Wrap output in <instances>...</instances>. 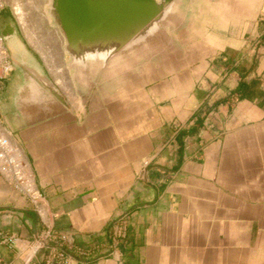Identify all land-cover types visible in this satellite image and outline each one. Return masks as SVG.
Listing matches in <instances>:
<instances>
[{"label":"crops","instance_id":"0c3cea01","mask_svg":"<svg viewBox=\"0 0 264 264\" xmlns=\"http://www.w3.org/2000/svg\"><path fill=\"white\" fill-rule=\"evenodd\" d=\"M155 2L66 12L61 72L0 28V128L44 198L0 171V264H264V0Z\"/></svg>","mask_w":264,"mask_h":264},{"label":"rangeland","instance_id":"374dc122","mask_svg":"<svg viewBox=\"0 0 264 264\" xmlns=\"http://www.w3.org/2000/svg\"><path fill=\"white\" fill-rule=\"evenodd\" d=\"M66 1L69 4L71 3V0ZM54 3V0H0V10L2 9L0 11V28L4 27L13 19V12L15 14L13 8L15 7V4H20L27 16V29L21 23L16 14L15 18L27 40L41 54L46 64H48L51 69L53 68L52 66H54L58 72H61L64 63V40L61 28L57 23ZM84 3L86 8L91 7L92 3L94 6L97 4L94 0H85ZM0 36L4 43V38L1 32ZM10 71L11 65L8 61V55L4 43V50L2 51L0 49V80ZM6 134L7 133L0 128V153L2 151L4 153L7 152L8 155H16L18 150L17 147H13L11 144L9 146L7 143L4 144Z\"/></svg>","mask_w":264,"mask_h":264},{"label":"bare ground","instance_id":"6f19581e","mask_svg":"<svg viewBox=\"0 0 264 264\" xmlns=\"http://www.w3.org/2000/svg\"><path fill=\"white\" fill-rule=\"evenodd\" d=\"M61 5H63V1H62V4L54 3V6H56L55 7L56 8V16L58 15L57 12L62 11L60 9ZM13 9L15 11V14L19 17L21 23L27 29V19H26L27 16L24 13L23 7H21L20 4L19 5L15 4V7ZM73 15L78 16L79 14H77V13L73 14L70 12V16H73ZM81 16H82V19L85 20L86 23L101 20L99 18L101 16L98 15V12L96 10L94 13L91 11H85L84 13L81 14ZM4 40H5V38H4ZM0 49L2 51L4 50V43H3L1 36H0ZM8 70H10V69H8ZM4 140H5L4 144H6V143L9 144V142L6 140V138ZM9 146H10V144H9ZM9 146H7V147H9ZM5 148H6V145H5ZM24 168H25V163L23 162V159H22V156H21L19 149L17 150L16 155H8L7 152L4 153L1 151V153H0V171L3 174H5L7 177L14 180V185H15L16 189L20 193L26 195L29 198V200L35 206H37V207L41 206L44 202L43 195L38 189H36L34 187V185L31 183V181L29 179H27V177L24 175ZM67 260L68 259H67L66 255H64L62 253H57L54 255V264H68Z\"/></svg>","mask_w":264,"mask_h":264},{"label":"water","instance_id":"95a60500","mask_svg":"<svg viewBox=\"0 0 264 264\" xmlns=\"http://www.w3.org/2000/svg\"><path fill=\"white\" fill-rule=\"evenodd\" d=\"M62 1L63 0H54L56 4H62ZM84 1L85 0H71L70 4L66 1H63V5H61L60 8L63 12H57L59 16H56L57 23L62 27V29L66 28L67 21L69 20V17H66V12L68 11L73 14L80 13L79 15H81L86 10H91V12L93 13L96 10L98 12V15H100L102 19L110 17L115 13L121 14L123 17H125L128 13H140L144 17L145 15H147V21H149L155 15H157L160 10V7L155 2V0H94L95 2H97V5L94 6V4L92 3L91 7L88 8L84 6ZM76 17L78 16L76 15ZM65 18H68V20H66ZM65 31L67 32V28L65 29Z\"/></svg>","mask_w":264,"mask_h":264}]
</instances>
